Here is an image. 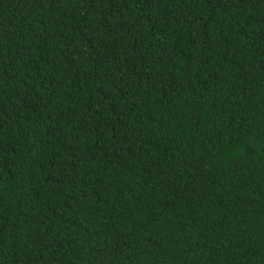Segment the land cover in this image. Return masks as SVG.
Segmentation results:
<instances>
[{
	"label": "trees",
	"instance_id": "1",
	"mask_svg": "<svg viewBox=\"0 0 264 264\" xmlns=\"http://www.w3.org/2000/svg\"><path fill=\"white\" fill-rule=\"evenodd\" d=\"M0 264H264V0H0Z\"/></svg>",
	"mask_w": 264,
	"mask_h": 264
}]
</instances>
